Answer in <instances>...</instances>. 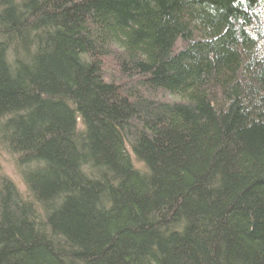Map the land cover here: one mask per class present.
I'll return each instance as SVG.
<instances>
[{"label":"trees","instance_id":"obj_1","mask_svg":"<svg viewBox=\"0 0 264 264\" xmlns=\"http://www.w3.org/2000/svg\"><path fill=\"white\" fill-rule=\"evenodd\" d=\"M0 143V264H264V0H0Z\"/></svg>","mask_w":264,"mask_h":264},{"label":"rangeland","instance_id":"obj_2","mask_svg":"<svg viewBox=\"0 0 264 264\" xmlns=\"http://www.w3.org/2000/svg\"><path fill=\"white\" fill-rule=\"evenodd\" d=\"M168 98L170 100L171 97ZM130 153L133 162H135V164L139 166L134 153L132 151H130ZM3 177L8 178L12 182H14L17 186V189H19L25 199L29 198V192L25 181L22 178L21 173L19 172V169L17 167L16 158L5 151L0 143V180Z\"/></svg>","mask_w":264,"mask_h":264}]
</instances>
